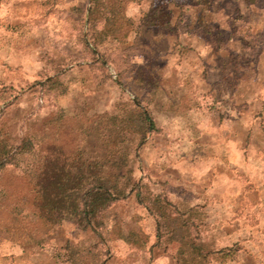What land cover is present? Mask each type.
<instances>
[{
    "label": "rangeland",
    "instance_id": "obj_1",
    "mask_svg": "<svg viewBox=\"0 0 264 264\" xmlns=\"http://www.w3.org/2000/svg\"><path fill=\"white\" fill-rule=\"evenodd\" d=\"M0 134L121 197L45 227L5 167L0 264H264V0H0Z\"/></svg>",
    "mask_w": 264,
    "mask_h": 264
},
{
    "label": "trees",
    "instance_id": "obj_2",
    "mask_svg": "<svg viewBox=\"0 0 264 264\" xmlns=\"http://www.w3.org/2000/svg\"><path fill=\"white\" fill-rule=\"evenodd\" d=\"M92 11L90 9V12ZM50 83L53 87L58 81L52 80ZM135 120L137 121V131L141 132L142 140H144L146 134L156 130L146 109L138 111ZM130 122L128 120V125ZM38 144L31 137H17L13 142H10L0 134V172L5 167L11 166L26 177L25 179L30 184V191L32 192L30 203L32 217L34 216L45 227L58 223L61 218L58 210L60 194L66 190L84 188L80 195V219L85 227L92 228L97 225L101 212L121 197L112 193L102 183L93 181L86 186L85 183L90 178V166L83 167L81 163H78L77 158H72L69 162L66 160L61 165L57 158L50 162L47 158L41 156ZM117 148L122 147L110 149L111 156L103 162L104 165L108 164L114 169H120L125 164L123 151H121V155L119 154L113 158L112 154L118 150ZM1 197L0 194V200ZM27 237L31 239L30 235ZM17 238H20L19 235H17ZM190 249L193 252V243H191ZM199 252L198 254H201L200 249ZM204 253L202 252L199 258L201 261L205 258ZM218 254L223 255L219 252ZM177 264H197V262Z\"/></svg>",
    "mask_w": 264,
    "mask_h": 264
}]
</instances>
